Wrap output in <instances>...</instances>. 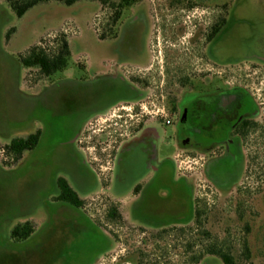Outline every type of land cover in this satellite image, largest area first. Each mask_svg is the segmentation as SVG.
<instances>
[{
    "label": "flooded vegetation",
    "instance_id": "flooded-vegetation-1",
    "mask_svg": "<svg viewBox=\"0 0 264 264\" xmlns=\"http://www.w3.org/2000/svg\"><path fill=\"white\" fill-rule=\"evenodd\" d=\"M102 8L107 23L92 27L97 43L110 45L106 58L78 57L83 71L69 68L72 50L59 71H22L14 58L30 119L12 137L0 129V164L34 157V168L50 166L48 207L88 240L64 264H183V250L184 264H197L196 236L216 222L202 204L225 209L249 195L251 160L264 156V44L239 60L220 58L232 12L209 48V0H111ZM209 55L238 64L237 83L227 74L209 79ZM28 72H37L30 86ZM169 131L174 150L165 156ZM26 223L35 238L41 224Z\"/></svg>",
    "mask_w": 264,
    "mask_h": 264
},
{
    "label": "rangeland",
    "instance_id": "rangeland-1",
    "mask_svg": "<svg viewBox=\"0 0 264 264\" xmlns=\"http://www.w3.org/2000/svg\"><path fill=\"white\" fill-rule=\"evenodd\" d=\"M100 6L89 1L71 7L50 2L40 4L23 18H18L10 5L0 0V129L7 137L22 130L30 119V100L20 96L15 88L14 58L27 56L35 45L53 53L63 39L68 41L74 53V59L69 63L73 71H83L75 64L78 57L106 58L110 55V45L97 43L93 29L108 20L109 11H102ZM230 12L231 24L216 49L222 59L239 60L258 44H264V0H209V48L213 28L227 21ZM13 27L16 31L7 43L6 35ZM22 71L40 70L22 67ZM36 73H27V86L34 81ZM226 74V80L237 83L239 65H217L209 55V79ZM170 134L169 131L163 145L165 156L172 155L174 150L168 140ZM33 158L28 157L20 165L0 164V264H64L68 253L76 252L88 243L84 237L78 238L80 231L75 230L67 214H55V207H48L50 166L34 168ZM259 160V164L264 163V156ZM259 164L251 160L253 171L248 173L247 180L251 183L249 195L241 197L237 203L227 204L225 209L210 210L208 203L202 204L209 211V218L211 216L216 222L207 226L209 235L200 233L196 236L197 264H224L218 255L212 254L213 251L230 254L235 264H264V165ZM254 165L261 169H255ZM45 211L52 212L49 221ZM32 219L41 224L35 238L19 240L13 237L16 227ZM189 256V251L183 250V264Z\"/></svg>",
    "mask_w": 264,
    "mask_h": 264
},
{
    "label": "trees",
    "instance_id": "trees-1",
    "mask_svg": "<svg viewBox=\"0 0 264 264\" xmlns=\"http://www.w3.org/2000/svg\"><path fill=\"white\" fill-rule=\"evenodd\" d=\"M10 5L18 18H23L32 8L50 2H57L65 6L71 7L82 1L95 2L102 6H107L111 0H5ZM126 1V0H124ZM225 21H223V24ZM221 24V26L223 25ZM220 26H215L213 29V36L219 32ZM59 48L53 53H49L43 47L35 46L31 49L27 56L22 57V64L25 68H39L41 71H59L67 67L71 49L68 41L65 39L59 41ZM10 153H14L18 149V144L12 142L7 147ZM32 226L29 223L20 225L13 230V237L19 240H28L32 234ZM246 253L248 256V248L246 246ZM212 254L218 255L224 264H235L234 258L222 251H213Z\"/></svg>",
    "mask_w": 264,
    "mask_h": 264
}]
</instances>
